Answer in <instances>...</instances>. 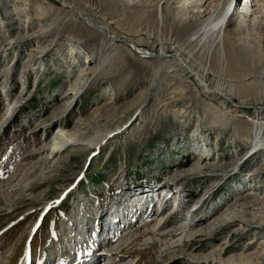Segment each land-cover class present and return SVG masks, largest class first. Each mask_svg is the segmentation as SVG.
Segmentation results:
<instances>
[{
	"label": "rangeland",
	"instance_id": "obj_1",
	"mask_svg": "<svg viewBox=\"0 0 264 264\" xmlns=\"http://www.w3.org/2000/svg\"><path fill=\"white\" fill-rule=\"evenodd\" d=\"M161 1L0 0V244L12 250L22 242V251L28 245L18 257L0 247V264H18L33 243L44 247L54 210L71 198V205L93 208L107 186L130 188L119 205L136 199L128 213L104 215L97 203L101 232L88 264L99 257L103 264V254L119 245L125 264H264L257 260L264 250V149L250 155L264 127V0H191L184 8L182 0ZM231 2L223 68L214 64V52L208 55L207 43L192 36ZM248 2L253 17L239 14ZM180 11L186 20L176 19ZM143 51L179 52L196 70L208 66L211 87L237 95L206 94L180 66L161 73L150 88L160 62ZM27 79L32 83L25 91L20 84ZM58 123L77 138L107 136V145L53 158ZM183 151L185 163H173V152ZM97 174L101 181L92 184ZM164 178L174 194L168 179L177 180L187 199L172 214H153ZM147 197L155 198L149 214ZM129 213L137 218L126 222ZM243 218L255 224L243 225ZM100 236L112 240L99 246Z\"/></svg>",
	"mask_w": 264,
	"mask_h": 264
},
{
	"label": "bare ground",
	"instance_id": "obj_2",
	"mask_svg": "<svg viewBox=\"0 0 264 264\" xmlns=\"http://www.w3.org/2000/svg\"><path fill=\"white\" fill-rule=\"evenodd\" d=\"M166 1H170V0H166ZM166 1L165 0H162L161 2L164 4V3H166ZM190 1L191 0H182L181 3H180V5H179V7L184 8L185 6H188L189 4H191ZM201 4L202 3H199V5H201ZM254 4H256V6L259 7V9H261L260 7H261L262 4L261 5L259 3H254ZM249 9H250V2H248L246 5H244V7H241V9H239V14H245V15H249V16H252L253 17L254 14L251 15V12L249 11ZM234 10H235L234 2H231L229 4L228 8L226 9V11L224 13H222V15L215 14V15H212L209 19H205L204 21H202L200 23V25L197 27L194 35L192 36L193 38L194 37H197V36H200L201 39L199 40V42L201 44L202 43H207V47L210 50L208 55H210L211 52H214V64L217 63V64L221 65L223 68L225 67V63H226V60H227L226 59V55H227L228 49L230 47L229 46L230 44H227L226 46L224 44V33H225V31H226V29L228 27V24L230 23V21H231V19L233 17V14L232 13H233ZM179 18H182V19L186 20V18L182 15L181 11L178 12L176 19H179ZM244 27H249V26H244ZM192 37H190V39ZM136 50H139V52H140V49H136ZM143 55H145L146 57H149V58L159 59V62H160V65H158L157 70H156V73L153 76V80H152V84H151L150 88H154V86L156 85V83L158 81V77L160 76L161 73H165V72L166 73H172L173 71L176 70L175 68H173V66L174 67L175 66H177V67L180 66L186 72H188L189 75L193 76L196 79V81L201 85V88L203 89L204 92H206V94L219 93L222 96H224V97H226V98H228L230 100H231L232 96H229V92H232V93L234 92V94L237 95V92H235L233 89H229L230 91H226L225 90V87L223 85H219L218 84V85H216L214 87H211L208 84V82H207V76H208V72H209L208 66H205L204 69L196 70L194 68V66L193 65H190L188 63V61L183 57V55H181L179 52H177L174 55H171L169 57H167V56H165L164 54H161V53H159V54H153V53L147 54V52H144V51H143ZM227 57H228V55H227ZM209 58L210 57H208V59ZM30 83H32V82H30L27 79L26 80V83H25L26 84V87H24V88L22 87V89H25V91H26L27 87L29 88ZM74 93L76 94V92L74 90H71L69 94L71 95V94H74ZM257 101H254L255 102V105L262 104V106H263L262 100H259V101H261L260 104L259 103H256ZM241 105L242 106H245V105H243V103ZM263 128L258 129L257 136H255V138H254V143H255L254 147L255 148L253 147V149H252V151L250 153L251 156L255 155L257 153V151L260 152V151H262L264 149V137L261 135V134H263ZM51 137H52V143H51V147H50V155H52L53 158H55L57 155L59 156L60 154H62L64 152H75V151H81V150H83V151H89V150L95 151L96 150V147L98 148L101 144L104 147V146L107 145V142H108V139L106 138L107 136H104V135L102 136V134H100V133L99 134H94L93 136H91L89 138H86V139L85 138L84 139L83 138H77V137H75L73 135V133L65 130L64 127L61 126V124L59 125V123H58V129H57V131L55 133H53V135ZM257 145H259V147L261 146V149H258L257 148ZM185 149H186V147H185ZM205 157H203V159ZM211 158L212 157H210L209 159H211ZM259 169L261 171L264 170L263 168H259ZM258 171L259 170H257L256 172H258ZM174 173H178V174L182 175L181 171L180 172L177 171V172H174ZM178 174L175 175V177H178ZM170 182H171V184L174 185V187H175L174 189L175 190L180 185V184L178 185V183H177L178 181L177 180L176 181L170 180L169 183ZM158 186H160V185H158ZM170 187H172V186H169L167 188H170ZM166 190H168V189H166ZM172 196H174L175 202H176V200L180 201V199L182 198L181 197V194L178 193V190H176V194H174ZM148 199H150V200L148 201L147 207H148V205H149L150 202H152V201L155 200V198L154 197H151V198H148ZM121 202H119L118 204H120ZM262 202H264V199L262 200ZM180 203L181 202H178L177 208H179ZM136 207H137L136 209H134V207H132V208H133V210H135L137 212V210H140L141 207L139 206V204H136ZM122 210L125 213H128L129 212V207H123ZM107 213H108V211H107ZM154 213H156V212L154 211L153 214ZM118 218H121V217L119 216V217L112 218V219L115 220V219H118ZM112 219H110V221H112ZM131 221H133V220H131ZM130 222H128V223L130 224ZM99 223L100 222L98 221L97 222L96 230H97V228H100ZM242 223H243V225H247V224L248 225H253V224H255L254 222L249 221V220H247L245 218H243ZM158 225H161V224H158ZM103 226H105V225H102V227ZM260 226H261V228H263L264 225L263 224H260ZM124 227H125V224L122 225V228H124ZM255 227H257V226H255ZM146 228H148V227H146ZM108 230H109V228H108ZM157 231H158V229H157ZM100 232L101 231H97V233L99 235H100ZM103 232H105V230H103L102 233ZM145 232L146 233L147 232L148 233H154L155 231L153 229H150V230H146L145 229ZM113 233H116V232H113ZM138 233H140V232H138ZM55 235H56V233L54 232L53 236H55ZM170 235L172 237H174V231ZM61 236H63V235H61ZM100 237H101V239L98 242V245L99 246H102L105 242H109L110 240H112V236L107 241H105L106 240L105 239L106 237L105 238L104 237L102 238V236H100ZM134 239H136V238H134ZM55 240H60V241L63 240L64 241V238L61 239V238L58 237ZM252 242L253 243H251L249 246H252V245H254L256 243V241H252ZM50 248H52V247H50ZM86 248H87V246H86ZM94 248H96V246L93 243V245L91 246V249H90V253H88V256L93 257L95 255ZM122 250H124V248L122 247V245H119L118 247L112 246V248H109V250H107L105 252V256L103 254V257L102 258L105 260L103 262V264H125L126 259L123 256V253H122L123 251ZM30 256H33V254H31L30 250L25 251V253L22 255V258L18 261L19 262L18 264H30V259H29ZM7 258L9 259L10 257H7ZM257 260H261V261L263 260L264 261V250H263V252H260L259 254H257ZM89 261L90 260H88V262L86 264H88ZM100 261H101V258L100 257L98 259L97 258L96 259L94 258V261H93L92 264H98ZM49 263H51V261H49ZM3 264H6V263H3ZM258 264H261V262L258 263Z\"/></svg>",
	"mask_w": 264,
	"mask_h": 264
}]
</instances>
